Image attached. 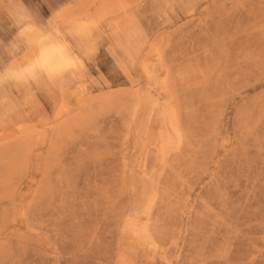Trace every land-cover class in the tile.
Masks as SVG:
<instances>
[{"label": "rangeland", "instance_id": "obj_1", "mask_svg": "<svg viewBox=\"0 0 264 264\" xmlns=\"http://www.w3.org/2000/svg\"><path fill=\"white\" fill-rule=\"evenodd\" d=\"M49 42L73 73L0 93V264H264V0H0V61Z\"/></svg>", "mask_w": 264, "mask_h": 264}, {"label": "clouds", "instance_id": "obj_2", "mask_svg": "<svg viewBox=\"0 0 264 264\" xmlns=\"http://www.w3.org/2000/svg\"><path fill=\"white\" fill-rule=\"evenodd\" d=\"M26 23V20L22 21L21 26ZM3 54L4 53H0V56ZM9 57V62L6 64L0 61V93L5 92L9 86L13 88H22L32 85L41 75L48 77L54 74L57 78H63L65 76H70L75 70L73 65L69 64L56 70L55 73H52L34 65L29 60L20 63H12V54H9Z\"/></svg>", "mask_w": 264, "mask_h": 264}, {"label": "bare ground", "instance_id": "obj_3", "mask_svg": "<svg viewBox=\"0 0 264 264\" xmlns=\"http://www.w3.org/2000/svg\"><path fill=\"white\" fill-rule=\"evenodd\" d=\"M71 62L72 60L63 44L49 42L39 45L38 55L33 64L55 73L56 70L71 64ZM48 77L53 78L56 76L53 74Z\"/></svg>", "mask_w": 264, "mask_h": 264}]
</instances>
